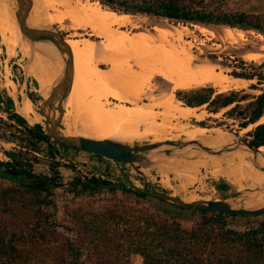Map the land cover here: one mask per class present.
<instances>
[{
	"label": "trees",
	"instance_id": "trees-1",
	"mask_svg": "<svg viewBox=\"0 0 264 264\" xmlns=\"http://www.w3.org/2000/svg\"><path fill=\"white\" fill-rule=\"evenodd\" d=\"M89 1L120 15L264 36V13L234 12L224 7V0ZM230 67L228 75L248 82L247 88L218 92L204 86L177 90L175 98L209 115L224 110L223 117L236 122L237 132L251 126L244 136L250 146L264 148V60L235 58ZM26 95L33 104L41 100L34 93ZM196 125L208 127L204 121ZM0 141L12 145L0 150L5 158L0 160V264H131L132 255H138L141 264H264V215L255 216L260 218L256 224L238 229L229 219L241 215L195 209L199 218L184 227L149 209L146 193L120 182L79 173L64 182L58 170L59 149L80 150L33 128L1 87ZM41 156L46 172L39 171ZM213 186L221 198L236 192L222 178Z\"/></svg>",
	"mask_w": 264,
	"mask_h": 264
},
{
	"label": "rangeland",
	"instance_id": "rangeland-1",
	"mask_svg": "<svg viewBox=\"0 0 264 264\" xmlns=\"http://www.w3.org/2000/svg\"><path fill=\"white\" fill-rule=\"evenodd\" d=\"M80 2L82 4L90 5L96 9L107 11L95 2H91L89 0H80ZM224 7L234 12L243 11L250 14H263L264 0H224ZM43 10L47 16V11L45 9ZM125 16L126 17L124 23L112 26L107 34H109L110 32L114 33L116 36H119L121 34L120 36L131 41H134L135 38H141V41H139V44L137 46L120 48L115 51V53L120 57V62L122 64L124 63V65L128 69L132 70V72L134 71V73H137L140 70L141 62H145L146 60L148 61V59H154V61L157 62L159 60V57L165 56V53L170 56L175 54L174 56L176 57L188 55L191 61V67H205L211 70L213 73H217L218 77V84L215 82H208L204 85L192 87L190 89L212 86L218 92H226L232 89L247 88V86L249 85L248 82L244 80H234L228 75V73L232 71V68L230 66L233 64L235 58H241L248 63H260L264 60V36L254 31H243L214 25H184L182 23H173L165 19L148 17L144 15ZM76 25L77 24L72 23L68 19H64L56 24L66 41H68L69 39H71L70 41H72L74 39L80 44L85 42V40L94 42V45L96 46L98 52L97 56L91 59L92 65L97 66L101 69H108L109 65L103 63L101 64L100 62V59L102 60L103 58H107V56L110 55L111 52H114L104 49L107 43L106 38L98 36V31H95L91 28H84L80 26L78 27V25ZM32 26H34V22ZM8 37H10L9 33L2 34L0 31V87L4 89L12 98L14 102V109L17 112L21 114L23 113L24 115L28 116V118L32 120L33 123L43 124L45 121L44 116L41 115L39 111L41 100H39L37 104H33L28 98H25L27 91L25 90L23 83H21V78L26 77L28 78V80L32 79L37 82L38 87H36L30 81L29 87L31 91L28 92L34 93L36 95H38V93L40 92L41 95H46L44 81L45 71L34 58H30V55L32 53L29 50L28 43L26 44L25 42L20 45V42H17L9 45L7 40ZM46 49L47 47L45 46L38 47V50L42 52L45 57ZM73 57L74 59L78 58L77 56ZM33 65L41 70V80L33 78L28 73L29 68H26L30 66L32 67ZM55 66L56 68H59V63L57 61L55 63ZM91 70L95 72V70ZM88 74L90 75L89 72ZM158 74L151 73L143 78L142 87L144 88H142L143 90L141 89V95L139 96L137 101H132L129 103H118L113 99H107L103 100V102L106 103L104 105L105 109L110 110L114 106H116V104H124L126 107L128 106L127 108H131L133 110L148 106L152 109V111L154 110L153 112H155L153 118L154 121L152 120L151 122L159 124L166 120L172 123H178V120H175L172 116H169V114L164 112L161 106L157 104H161L162 100L166 96H172L175 104L180 107H185L180 101L175 98L174 92L179 89L174 88L167 77H162V74H159L160 76ZM88 87L91 91L94 92L93 97L98 96L96 94L98 90L94 91L91 81ZM249 92L254 95L259 93L258 91ZM154 99L157 100L155 101ZM78 100L79 97H77V95L72 96L70 93L65 109V119L60 128L67 130L74 135L77 134L84 137H86L85 135H90L91 137L98 136L100 130L97 128L98 124L95 120L96 118L93 119L91 116H89L87 109L88 107H86V104H84L85 102L79 103ZM26 102L27 105L25 114L23 108ZM153 103L155 104L154 106H152ZM80 107H82L81 113L80 110H78ZM197 110H199V115L196 118L190 119L185 122L187 129L202 128L197 126L196 122L204 121L208 125V127L202 129H204L205 134L209 137H216L217 134V136H219L224 142L228 144L233 142L232 138L236 140L233 135L225 133L226 131H236L237 125L236 122L232 119L223 117L224 110L216 115H209L204 108H198ZM162 113L163 115H160ZM31 117L35 118L37 121H34ZM103 119L104 120H99L100 125H103L105 123H115L120 126H125V124L128 122L138 124V121L135 118H128L119 121L114 120L111 117H106ZM263 121L264 117L261 119V122ZM118 122L121 124H119ZM219 124L222 125L219 126ZM141 126H139V128L142 131L144 130V126ZM250 129L251 126L245 130L238 131V133H240L241 137L244 138L245 134ZM69 132H67L68 135L74 136ZM156 138H161V136H155L152 133L148 134L138 142L143 143L167 140L176 141L184 139L185 137L179 132L172 131L161 140H155ZM201 142L209 146H217L213 145L210 142H206L205 140ZM11 147V144L0 141V150L1 148L10 149ZM67 150L68 149L66 148L63 152L64 161H59L60 166L58 168L64 182L72 179V177L77 173L91 174L104 172L91 162V157L86 155L85 152L75 151L74 153H69ZM237 152L238 151L234 153L230 152L220 156H209L197 151L190 150H180L172 154L148 153L144 155V166H141V171L147 176L149 181L148 186L153 191L172 194L174 196L182 198L185 201L219 200L222 198L220 197L218 191L214 188L213 183L221 178L231 183L235 187L236 191L238 190L240 192H244L260 189V186L255 187L246 181L241 182L239 185H237V183H234L232 180L226 179V177L222 175V172L228 170H232L233 172L235 171V164H229L223 160ZM243 152L246 154H251L249 152ZM211 158H216L217 160L223 161V163L219 168L213 166ZM4 159L5 158L0 151V160ZM40 159L41 163L39 165V171L46 172V170L44 169V165L46 163L45 158L41 156ZM196 163L199 164V166L197 165L198 167L193 166ZM248 165L249 166H243L246 167V169L248 168L251 172H255L254 170H258L254 167L253 163H249ZM191 166L193 168H190ZM126 171L127 170H125L126 177L129 176L132 179L134 187L142 188L143 181L141 177L133 170L127 172ZM113 180L123 183V179L116 180V178H114ZM251 195L254 194H241L233 199V201L238 202L241 207H246L245 202L250 198ZM260 195L262 194L260 193ZM144 202L145 205L152 211L160 213L161 215L169 219L178 220L184 227H190L191 224L199 218V212L195 209H182L153 197L146 198ZM255 207L256 206H248L246 208ZM259 219V217L255 216H236L231 217L229 219V222L233 227L243 229L245 227L256 224ZM131 264H141V258L138 255H132Z\"/></svg>",
	"mask_w": 264,
	"mask_h": 264
},
{
	"label": "bare ground",
	"instance_id": "bare-ground-1",
	"mask_svg": "<svg viewBox=\"0 0 264 264\" xmlns=\"http://www.w3.org/2000/svg\"><path fill=\"white\" fill-rule=\"evenodd\" d=\"M14 9H15L14 0H0V31L2 34L9 33L10 37H8L7 39L9 45H12L17 42H20L19 44L22 45L23 43H25V40L19 34L18 27L15 22ZM43 9L49 12L47 16ZM125 17H126L125 15H120V14H117L111 11H103L101 9L99 10L90 5L82 4L80 0H32V9H31L30 16H29V24L32 26L34 22V27H39V28L49 27L53 24L56 25L57 23L61 22L64 19H68L72 23L77 24L78 27L80 26L84 28H91L95 31H98V36L106 38L107 46L109 47V50L114 51V52H111L112 56L110 54V56H108L107 58H103L102 60L100 59V62L101 64L103 63L111 67L112 66L114 67L116 64L118 65V62H120V59H119L120 57L115 53L117 49L128 48L129 46L135 47L139 44V41H141V38H135L134 41H131L127 38L120 36L121 34L119 36H116L112 32L107 34L110 31L112 26L123 24L125 21ZM65 43L69 47L72 57L73 56L79 57V55L86 56L85 52H83L82 49L79 48L80 46H78L76 41H70V40L66 41L65 40ZM20 45H17V46H20ZM84 45L86 46L87 43H85ZM28 47H29L30 52L33 54L36 62L45 71V79H44L45 92H47L54 78L52 66H51L52 63L49 62L47 57H45L44 55L40 53L38 48L32 49L29 46V44H28ZM174 55L170 56L165 53V56L159 57V60L157 62L154 61V59L153 60L148 59V61L146 60L145 62H141V66H140L141 68L137 73L131 72V70H128V69L124 70V73L126 71H128L129 73L127 74L125 82L123 81V83L121 84L119 83V85L117 84L118 90L119 91L121 90L122 92H125L127 94L136 92V91L140 92L141 89L144 88L142 87L143 78L151 73H154V74L159 73V74H162V77L163 76L167 77L168 80L171 82L172 86L179 90H187L192 87L204 85L208 82H211V83L218 82L217 73H213L211 70L205 67H201V66L191 67L190 66L191 61L188 55L187 56L182 55L179 57H176ZM123 64H120V65H123ZM84 69H85V72L83 73L84 81H85L84 84L86 83L88 86L91 81L94 91H97L98 87H101V85L105 84V82L110 80L112 78V75L115 72V71H112L109 73L98 75L92 70H87L90 73L91 75L90 76L88 72L86 71V67ZM28 73L31 76H34L35 78H37L38 80L42 79L41 74L35 71L31 66L28 69ZM111 82L113 83V79H111ZM86 84L83 86H86ZM105 91H108V90L106 89ZM138 92H136V94L134 95L136 96ZM138 94H141V92ZM136 98H132V99H136ZM121 99H123V97ZM97 100H98V96L92 97V101L96 102ZM88 102L89 103L86 104V107H88L87 109H88L89 116H91L93 119L96 118L95 120L97 121V124H98L97 128L100 130L98 133L99 137L98 136L91 137L90 135H85L88 138H94L97 140L110 139V140H115V141L122 142V143L131 144L135 141H140L148 134L153 133L155 136H161V138L155 139V140H161L170 132L175 131V132H179L180 134H183L187 140H198L200 142L205 140L206 142H210L213 145H217V146L228 145V143L224 142L219 136H217V134H216V137H212V138L209 137L208 135L205 134V131L202 128L187 129L185 122H187L190 119L196 118L199 115V111L196 108L178 106L177 104L174 103L172 96H166L162 100L161 104H157V105H160L163 111L169 114V116H172L175 120H178L179 124L166 121L165 119H164L165 120L164 122L160 121L161 123L159 124H155V122L154 123L151 122L154 118L155 112H153L154 110L152 111V109L148 106L140 107V108L133 110L131 108L130 109L127 108L128 106L126 107L124 104H120V105L116 104V106H114L112 109L106 110L100 107L99 103H94V102L90 103V101ZM26 105H27V102L24 104V108H23L25 114H26V111H25ZM154 105L155 104L153 103L152 106ZM140 106H143V105H140ZM160 115H163V113ZM106 117L107 118L111 117L117 121L128 119V118H135L138 121V124L128 122L125 124V126H120L115 123H110V124L105 123L103 125H100L99 120H104L103 118H106ZM32 119L34 121H37L35 118H32ZM29 121L32 122V120L30 119ZM141 125L144 126V130L142 131L139 128V126ZM254 159L255 161H257V163L264 165V148L260 149L257 153H253V154L252 153L246 154L243 151H238L237 153L232 154L230 157H227L223 161H226L229 164H233V165L235 164L236 166L235 171L233 172L232 170H228V171L222 172V175L226 177V179L232 180L234 183H237V185H239L241 182L246 181L255 187L260 186L259 188L264 190V173L259 172L258 170L257 171L254 170L255 172L253 171L251 172L249 171L248 168L246 169V167L243 166V165L249 166L248 164L252 163V160ZM211 160L213 162L212 165L218 168L223 163V161L217 160L216 158H211ZM197 165L199 166V164L197 163L194 164L193 166L198 167ZM190 168H193V167L191 166ZM228 203H230L233 207H237L238 205V203L231 202V200H228ZM245 206L246 207L256 206L255 208L264 206V194L251 195L250 198L247 199V201L245 202Z\"/></svg>",
	"mask_w": 264,
	"mask_h": 264
},
{
	"label": "water",
	"instance_id": "water-1",
	"mask_svg": "<svg viewBox=\"0 0 264 264\" xmlns=\"http://www.w3.org/2000/svg\"><path fill=\"white\" fill-rule=\"evenodd\" d=\"M15 9L14 17L18 27L20 36L32 49L40 46H45L53 51L54 63H59V72L50 84L46 95H38L41 98L39 111L44 116V123H32L29 121L28 116L19 113L26 121L36 130L48 137L59 142L68 144L76 149L102 157L108 161H112L121 166L124 170L135 171L143 181V187H134L132 179L126 173L124 174L123 186L131 188L135 191L141 190L149 197H153L160 201L169 203L173 206L182 209H206L218 213H226L231 215L241 216H256L264 215V206L258 208L241 207L238 202V207H233L228 200L233 201L238 195L241 194H264V190L256 189L251 191H236L235 194H230L225 198L219 200H194L185 201L180 197L163 192L153 191L148 186V178L141 171V166H144V155L148 153H169L172 154L176 151H197L209 156H220L230 152L245 151L249 153H257L259 148H254L249 145L240 133L236 131H226L236 138V141L228 145L222 146H209L198 140H187L186 138L176 141H154V142H138L135 143H122L110 139H92L80 135H74L67 130L61 129L65 119V109L70 96L73 82H74V65L71 51L65 43L63 34L59 31L58 26L55 24L49 27H34L29 24V16L32 9V0H14ZM30 58H34L33 54ZM29 67H27L28 69ZM28 78L24 77L23 85L26 90V83ZM25 98H28L25 95ZM66 132L74 135H68ZM224 132V131H223ZM211 135V134H210ZM256 169L264 173V165L252 160ZM126 171V172H127ZM234 202V201H233Z\"/></svg>",
	"mask_w": 264,
	"mask_h": 264
},
{
	"label": "crops",
	"instance_id": "crops-1",
	"mask_svg": "<svg viewBox=\"0 0 264 264\" xmlns=\"http://www.w3.org/2000/svg\"><path fill=\"white\" fill-rule=\"evenodd\" d=\"M48 13L49 12L47 11V15H48ZM69 40H71V39H69ZM72 41H76V40L73 39ZM76 43L78 44V46H80L79 48L82 49V51L85 52V54H86V56H79L78 58L73 60L74 74L75 75H74V82H73V86H72V90H71V95L72 96L77 95V97H79V100H78L79 103L80 102L83 103L84 101H85V104L89 103L88 101H90V103L94 102V101H92L93 91L90 90V88L87 86L86 83L85 84H86L87 87L83 86V85H85L84 84L85 81H84V78H83V73L85 72V69H84L85 67H86V69L88 68L87 70H91V69L95 70V73H97L98 75L115 71L114 74L112 75V78H111V79H113V83L111 82V79L108 80L107 82H105V84L101 85V87H98V91L96 92V94L98 95V100L96 102H94V103H99V106L102 107L103 109H105L104 105L106 104V103L103 102V100L113 99L114 101H116L118 103H121V102L122 103H126L128 101L132 102L133 100H135V101L138 100L139 96L141 95V94H138V93H140L141 91L140 92L136 91L138 93L135 96L134 94H136V92H132V93L127 94L125 92H122L121 90L119 91L118 88H117V84L119 85V83L121 84V83H123V81L125 82L127 74L129 73L128 71H126L124 73V70L128 69L124 64L120 65L122 63L118 62L119 66L117 64H116L117 66L115 65L114 67L113 66L112 67L108 66L109 67L108 69H101V68H99L97 66H93L92 62H91V59L93 57H96L97 56V52H98L96 46L94 45V42H92L90 40H85V42H83L82 44H80L78 41H76ZM85 43H87L86 46L84 45ZM107 47L108 46H107V43H106L104 49L109 50V47L108 48ZM45 51H46L47 59L49 60L50 63H52L51 66H52L53 77H54L53 81H54V79L56 78V76H57V74L59 72V69L56 68V66L54 65L55 63L53 64V62H54L53 51L51 49H49V48H47ZM40 53L42 55H44L42 52H40ZM108 56H110V55H108ZM32 68L35 71H37L39 74H41V70L38 67H35L33 65ZM110 69H111V71H110ZM128 70H130V69H128ZM131 72H132V70H131ZM32 77L35 78L34 76H32ZM79 79H80V81H79ZM119 79H120V81H119ZM82 80H83V82H82ZM79 83H80V85H79ZM29 84H30V82L26 83V91L27 92L31 91V89L29 87ZM81 86H83V87H81ZM106 89L108 91H105ZM113 90H115V91H113ZM113 94H115V95H113ZM116 96H118V97H116ZM120 96H121V98L123 97V99H125V100L121 99ZM128 97H129V99H128ZM132 98H136V99H132ZM87 99H89V100H87ZM82 100H83V102H82ZM78 110H80V113H81L82 107H80Z\"/></svg>",
	"mask_w": 264,
	"mask_h": 264
},
{
	"label": "built area",
	"instance_id": "built-area-1",
	"mask_svg": "<svg viewBox=\"0 0 264 264\" xmlns=\"http://www.w3.org/2000/svg\"><path fill=\"white\" fill-rule=\"evenodd\" d=\"M66 148L64 147H60L59 151H60V158H58V161H64L63 158V152L65 151ZM69 153H74L75 150L71 147L67 148ZM86 155H88L89 157H91V162L93 164H95L99 169H101L102 171H104L103 173H91V174H81L84 176H100L103 179H108L111 182H116L119 183L120 181H114L113 179L116 178V180H124V174H125V170L119 166L117 163L112 162V161H108L106 159L103 158H98L96 157V155L93 154H89V153H85ZM121 183V182H120Z\"/></svg>",
	"mask_w": 264,
	"mask_h": 264
}]
</instances>
